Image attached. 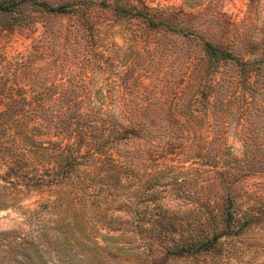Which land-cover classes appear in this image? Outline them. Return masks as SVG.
<instances>
[{"label":"rangeland","instance_id":"rangeland-1","mask_svg":"<svg viewBox=\"0 0 264 264\" xmlns=\"http://www.w3.org/2000/svg\"><path fill=\"white\" fill-rule=\"evenodd\" d=\"M43 1L71 10L48 12L28 0L21 11L0 12V264H212L203 254L160 260L159 224L147 218L154 199L140 203L145 218L132 222L136 184L122 177L112 186L109 151L92 143L107 134L109 117L131 121L142 132L113 142V162L134 155L139 173L181 168L198 183L212 167L196 153L201 146L211 155L229 147L237 157L255 147L246 132L264 129V0ZM204 41L234 58L210 65ZM255 55L251 66L241 64ZM241 76L254 106L231 101L243 91ZM83 108H91V150L71 171L75 182H27L51 175L54 155L73 139L63 126L73 127ZM41 112L48 121L35 151L29 127ZM193 191L159 188L155 200L191 216L200 201L187 194ZM242 237L217 261L264 264V224Z\"/></svg>","mask_w":264,"mask_h":264},{"label":"trees","instance_id":"trees-1","mask_svg":"<svg viewBox=\"0 0 264 264\" xmlns=\"http://www.w3.org/2000/svg\"><path fill=\"white\" fill-rule=\"evenodd\" d=\"M26 1L28 0H0V12L6 13L16 9L21 11L23 9L22 4ZM32 3L53 13H64L71 10L64 3L53 5L43 0H33ZM202 46L209 58L210 65L216 64L219 60L234 58L231 51L220 45L204 41ZM257 58L258 56L255 55L245 59L241 64L251 66ZM247 77L241 76L240 82L243 83V91L231 99L234 104H238V108L243 104L254 106V101L257 99L252 94L249 99L246 97L244 87H247V85L244 83ZM2 112L4 110H1L0 114ZM22 115L13 118V128L23 118ZM75 115L77 119L73 127L69 126V123L67 126L66 124L63 126V131L67 132L66 137L69 138L72 134L73 139L66 141L64 147L54 155L55 165L52 166L51 175L47 178L43 174L33 175L27 178V182L31 181L35 185L64 181L75 182L71 171L75 165L84 161L91 150V108L89 111L83 108ZM36 116L39 119L32 120L33 124L29 127V130L33 133L29 148H33L35 151L39 147L38 135L44 133L39 127L46 126L48 121L47 115L45 116L42 112ZM109 121L110 126L107 134L101 140L97 139L98 142H94L92 145H95V149L109 151L107 154L109 156L106 158L109 159V164L104 170L107 179H111L112 186H120L122 177L127 180V186L136 184L134 191L131 192L132 195L129 196L130 204L137 207V215L132 214V222L138 223L145 218L147 208L144 207L138 210L140 203L145 199L148 200V198L154 199L147 218L152 219L153 223L159 224V229L155 233L162 247L161 261L168 256L182 255H190L197 259L200 254H203L205 255L203 259L206 258V255L211 256L212 264H222V261H217V259L231 251L236 239L239 240L240 238L243 242L242 236L246 234V231L248 232L249 228L252 230L256 226L264 224V129L256 126L247 127L246 137L248 143L253 140L255 147L249 148L246 145L244 153L240 157L232 156L229 147H220L217 153L211 155V151L208 152V149L202 150L203 147L201 146L196 153L203 158L205 156L206 163L211 164L212 167L208 169L209 172L202 178L201 183H198L196 178L187 180L181 168L171 172V168L163 167L142 170L139 173L136 167L137 164L133 162L134 155L123 154L121 159L117 157L113 162L114 159L110 154L113 150V142L129 135L139 136L142 129L131 125V121L123 123V121L112 116L109 117ZM4 123L0 124V131L2 132L5 130ZM259 136L261 137L260 141L257 140ZM216 155L218 160H215ZM220 160V167H217L216 164ZM77 166L79 167V165ZM196 168L198 169V167ZM80 169L86 170V168ZM143 173L148 176L143 182H139ZM252 175L262 178L263 185L248 182L246 178ZM10 182L16 181L10 180ZM27 182L25 181V183ZM168 186L176 189H182L185 186L194 188L195 191L187 192V194L192 195V199L193 197L200 199L193 210V215L188 216L189 212L184 215H179L176 211L168 212L167 208L162 210L157 205L155 199L158 189ZM197 188H199V193L195 195ZM145 190L148 193L146 195L150 197L145 198ZM175 235L176 237H174ZM254 240L257 245L262 242L259 239Z\"/></svg>","mask_w":264,"mask_h":264}]
</instances>
